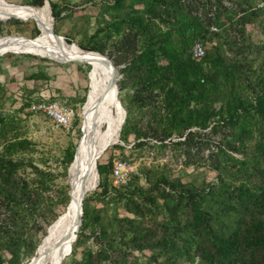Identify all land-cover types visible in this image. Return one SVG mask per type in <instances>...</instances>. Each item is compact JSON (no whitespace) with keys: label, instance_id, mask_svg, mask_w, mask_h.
I'll return each mask as SVG.
<instances>
[{"label":"trees","instance_id":"16d2710c","mask_svg":"<svg viewBox=\"0 0 264 264\" xmlns=\"http://www.w3.org/2000/svg\"><path fill=\"white\" fill-rule=\"evenodd\" d=\"M228 1L230 5L225 0L99 2L94 31H86L78 44L110 58L114 52L121 55L114 60L123 65L119 88L127 90L120 141L132 144V151L151 140L163 146L172 142L188 165L208 163L217 179L185 182L179 175L146 168L148 186L141 183V171L128 184L115 186V156L98 159L99 185L84 199L74 256L62 264H264V41L255 43L248 33L258 25L264 33V0ZM49 2L59 34L58 22L71 12L62 14L74 5ZM23 3L40 7L46 0ZM5 28L0 19V37ZM39 33L35 26L32 38ZM197 42L205 47L201 59L193 56ZM251 49L262 53L258 67L249 60ZM29 77L49 75L38 70ZM85 100L86 95L78 102ZM13 118L0 112V264H27L42 240L34 239V228L42 219V237L47 234L66 211L71 187L63 186L58 203L64 210L55 211L48 193L56 174L19 154L32 150L33 142L21 136ZM79 119L76 113L75 127L81 126ZM76 148L74 143L67 148L66 172ZM112 148L128 149L123 144ZM207 148L211 151L204 158ZM28 168L32 176L23 173ZM96 182L94 176L92 184ZM95 202L113 204L108 222L102 214L106 210L96 213ZM52 211L49 220L46 214ZM89 227L100 245L77 257L90 237Z\"/></svg>","mask_w":264,"mask_h":264},{"label":"rangeland","instance_id":"374dc122","mask_svg":"<svg viewBox=\"0 0 264 264\" xmlns=\"http://www.w3.org/2000/svg\"><path fill=\"white\" fill-rule=\"evenodd\" d=\"M69 1H71L70 4L74 5V7H71L70 10H67L62 14V16H65V14L71 12L70 15L63 17L58 22L59 35H61L63 38L64 35L71 37L74 40L73 43L79 45L78 42L84 38L86 31H89L90 33L94 31L96 15L99 12V2L101 0H96L94 1V3L86 2L85 0ZM225 1L230 2L228 0ZM8 2L13 4L25 5V3H23V0H8ZM253 2H255L256 4H260L262 0H253ZM50 13L52 15L51 9ZM84 13L93 16L92 18H86L83 16ZM13 19H16V17H12L9 20L4 21L6 28L1 37L6 35H25L24 37L32 38L33 29L35 28V26H38V28L40 29L39 25L34 19H29L26 21L17 19V24L12 23ZM86 19H88L89 23ZM212 29L215 30L216 28L213 27ZM9 32L13 34H9ZM248 33H252V41L255 43L260 44L262 40L264 41V33L262 31L261 25L252 27ZM17 52L20 51H11L0 55V112L7 113L10 117H14L17 121L21 136L23 138H28L33 142L32 150L25 151L19 154L25 156L27 159H30L34 162V164L42 167L43 169L52 171L56 174L55 182L53 184V190L48 194L53 199V203L55 205L53 209L57 212H62L64 210V207L63 205H61V203H58L61 200L60 191L64 185L70 184V166L68 168V171L66 172L67 148L72 143L78 145L82 136V112L87 108L90 101L89 93L91 91V65L86 62L77 60L68 62L53 60L46 56L43 57L39 53L32 50L27 51L30 53ZM247 54L249 56V60L254 61V67H258L263 59L262 53H259V51L257 50L251 49L247 52ZM112 55L113 57H111V59L113 63L114 60H118L121 56L119 52H114ZM122 66L123 65L121 63L115 65L117 70L118 82L122 78V74L120 72V68ZM38 70L46 72L49 75V78H41L40 80L31 79L29 75L32 72H36ZM103 83H105L104 79ZM130 92L132 91L130 90ZM126 93L127 90L121 91L119 88V98L123 106L124 103L122 101V98L124 97V101H127V96H125ZM85 95L86 100L81 105V103L78 101ZM88 95L89 98L87 99ZM56 100L61 104L72 108L74 110V114L76 115L77 113L80 116L79 120L81 122V126L79 125L75 127V115L73 118L72 126L69 128H62L57 126L52 121V119L48 117L44 112L34 111L31 109L32 103H39L41 101L51 102ZM24 103H29L30 105ZM115 111L117 114V110L113 109L106 118V122L103 127L105 130H111L113 128L116 118V114L114 115ZM140 120L141 119H136L135 121L139 122ZM119 138L120 135L115 143L117 145H126L128 149L125 152L119 149H114L112 148L113 145H116L114 143L107 148H110V150L108 152H105L107 150L106 149L104 151L105 153H103L99 159L107 160L110 153H112L115 157H126L132 159L138 164V170L143 173L142 176H140V180L144 186H148V182L146 181V176L144 174L146 168H152L156 171V173L157 171H165L170 175H179L185 182L191 181L202 184L204 181H213L217 179L215 171L211 169L208 163H204V166L201 167H198L194 164L188 165V161L186 160L183 152L179 147H175L172 142H169L167 146H163L159 145L160 143L156 144L155 140H151L145 147L132 151V149L130 148L132 144H125V142L119 141ZM131 139H133V136L131 137ZM210 151L211 150L209 148L205 150L203 155L204 158H208ZM165 164L168 167H164ZM23 173L25 175H28L30 173V176L33 175L31 168L23 171ZM94 176L97 177L96 171L93 177ZM95 190L91 189L87 193V195L89 196ZM95 207L97 208L96 213L99 211H107V214L106 211L105 213H102L105 222H108L111 219V214L114 210L113 204L105 206L96 204ZM63 213H61L59 217ZM46 217L51 220L53 217V211L46 214ZM42 225L45 226L46 224L44 220L40 219V226L34 228L33 232L34 239L36 241L42 239L40 243H42L43 238H46L47 235L46 234L44 237H42ZM92 233V227L86 229V234L90 235V237L83 244L82 248L79 249L77 257H81V251L83 249H97L99 247L101 240L97 239L96 236H94ZM45 243L46 239L44 240L43 244ZM43 244L37 250L36 255L32 259L30 258V261L26 260L28 261L27 264L34 263L35 258L39 255L40 251L43 248ZM137 255L141 256L140 253H138ZM73 256L74 253L71 252V254L65 260L66 263L71 262ZM140 261H146L144 256H141Z\"/></svg>","mask_w":264,"mask_h":264},{"label":"bare ground","instance_id":"6f19581e","mask_svg":"<svg viewBox=\"0 0 264 264\" xmlns=\"http://www.w3.org/2000/svg\"><path fill=\"white\" fill-rule=\"evenodd\" d=\"M21 4H13L0 0V17L7 21L12 17L22 20L34 19L40 27V34L35 40H30L22 35H6L0 38V55L11 51L32 50L50 59L68 62L72 60L86 62L91 65L90 73V101L82 112V136L77 148L76 157L69 168V182L74 184V207L72 211L55 225H50L46 235V243L33 264H56L64 249L68 238L76 241L72 227L76 218L77 208L91 189H95L92 178L96 171L94 161L98 155L114 144L119 137L124 120V108L115 101L114 92L106 94V89L112 78L113 70L111 61L106 55L99 52L85 50L75 43H68L61 35H52L53 17L50 7L46 3L40 7H20ZM27 5V4H25ZM24 51V52H25ZM30 53V52H29ZM34 54V53H32ZM103 79L105 83H103ZM117 110L114 126L111 130H105L104 124L109 113ZM107 146V147H106ZM97 175V172H96ZM67 211V210H66ZM65 211V212H66ZM64 212V213H65ZM64 213L62 215H64ZM72 247L64 259L70 255Z\"/></svg>","mask_w":264,"mask_h":264},{"label":"built area","instance_id":"2783aa9c","mask_svg":"<svg viewBox=\"0 0 264 264\" xmlns=\"http://www.w3.org/2000/svg\"><path fill=\"white\" fill-rule=\"evenodd\" d=\"M226 4H231L225 1ZM205 55V47L202 42H197L193 47V56L201 59ZM31 109L42 111L59 127L69 128L73 124L74 110L61 104L59 101H41L32 103ZM138 164L130 158L114 157L112 161L111 177L115 186L128 184L138 173Z\"/></svg>","mask_w":264,"mask_h":264},{"label":"water","instance_id":"95a60500","mask_svg":"<svg viewBox=\"0 0 264 264\" xmlns=\"http://www.w3.org/2000/svg\"><path fill=\"white\" fill-rule=\"evenodd\" d=\"M3 1H5V2H8L7 0H3ZM46 3L49 5V7H50V9H51V12H52V8H51V5H50V2H49V0H46ZM45 3V4H46ZM20 7H26V6H30V7H35V6H33V5H19ZM52 17H53V21H55V19H54V16L52 15ZM0 19L2 20V18L0 17ZM16 19H20V18H16ZM22 20V19H21ZM52 35H58V33H56V31H55V29H54V25L52 26ZM25 36V35H24ZM65 38V37H64ZM30 40H35V38H29ZM66 39V38H65ZM95 52H97V51H95ZM17 53H29V52H24V51H20V52H17ZM99 53H101V52H99ZM101 54H103V53H101ZM103 55H106V54H103ZM108 58H109V60L111 61V65H110V67H111V69L113 70L112 72H113V74H112V78H111V80H110V83H109V85H108V87H107V89H106V94H109V93H111L112 92V94H113V92H114V96H115V101H117L119 104H121L122 105V102H121V100H120V98H119V83H118V77H117V70H116V67H115V65H114V63H113V61H112V59L108 56V55H106ZM44 57V56H43ZM89 95H90V93H89ZM89 95H88V97H87V99L89 98ZM122 107L124 108V106L122 105ZM124 111H125V114H124V120H123V124L125 123V120H126V117H127V111L125 110V108H124ZM123 124H122V126H123ZM122 126H121V129H122ZM121 129H120V133H119V135L121 136ZM80 141H81V139H80ZM80 141H79V143H80ZM119 141H120V138H119ZM116 144V143H115ZM78 146H79V144L77 145V148H78ZM107 147V146H106ZM77 148H76V152H75V157H76V153H77ZM104 153V151H102L99 155H98V158L94 161V167H95V169H96V172H97V176H98V179L100 178V176H99V171H98V159L102 156V154ZM75 157H74V159H75ZM74 159H73V161H74ZM73 161H72V163H73ZM72 163L70 164V166L72 165ZM98 184H99V182H98ZM98 186V185H97ZM97 186L95 187V189L97 188ZM70 197H71V200H70V203H69V205H68V208H67V211L64 213V215H61L52 225H55V224H57V223H59L60 222V220H62L64 217H66L69 213H70V211H72V207H74V190H75V187H74V184L73 183H70ZM94 189V190H95ZM85 199V198H84ZM83 215H84V200L79 204V206H78V208H77V214H76V218H75V221H74V224H73V227H72V232L71 233H73L76 237H75V239L77 240L78 239V236H79V231H80V227H81V225H82V223H83ZM51 225V226H52ZM50 231V229H47V232H49ZM47 238V237H46ZM45 238V239H46ZM44 239V240H45ZM44 240L42 241V243H40L39 245H38V247H37V249H36V252H35V255H36V253H37V250L40 248V246L43 244V242H44ZM72 243H73V238L71 237V238H68L67 239V241H66V243H65V246H64V249H63V251H62V256H61V258H60V260L56 263V264H62L63 263V258L65 257V255H66V253H67V251H68V248H73V245H72ZM34 255V256H35ZM33 256V257H34ZM32 257V258H33Z\"/></svg>","mask_w":264,"mask_h":264}]
</instances>
